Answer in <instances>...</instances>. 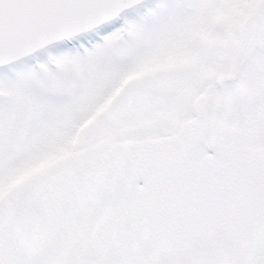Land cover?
Listing matches in <instances>:
<instances>
[{
  "label": "snow or ice",
  "instance_id": "1",
  "mask_svg": "<svg viewBox=\"0 0 264 264\" xmlns=\"http://www.w3.org/2000/svg\"><path fill=\"white\" fill-rule=\"evenodd\" d=\"M0 264H264V0H0Z\"/></svg>",
  "mask_w": 264,
  "mask_h": 264
}]
</instances>
